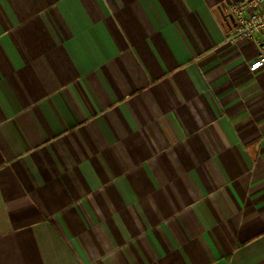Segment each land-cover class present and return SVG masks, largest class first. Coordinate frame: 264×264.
Instances as JSON below:
<instances>
[{
	"label": "crops",
	"instance_id": "0c3cea01",
	"mask_svg": "<svg viewBox=\"0 0 264 264\" xmlns=\"http://www.w3.org/2000/svg\"><path fill=\"white\" fill-rule=\"evenodd\" d=\"M232 1L0 0V264H264Z\"/></svg>",
	"mask_w": 264,
	"mask_h": 264
},
{
	"label": "built area",
	"instance_id": "2783aa9c",
	"mask_svg": "<svg viewBox=\"0 0 264 264\" xmlns=\"http://www.w3.org/2000/svg\"><path fill=\"white\" fill-rule=\"evenodd\" d=\"M233 17V28L226 40L235 45L241 41H252L256 57L249 68L256 71L264 67V0H235L227 6Z\"/></svg>",
	"mask_w": 264,
	"mask_h": 264
},
{
	"label": "water",
	"instance_id": "95a60500",
	"mask_svg": "<svg viewBox=\"0 0 264 264\" xmlns=\"http://www.w3.org/2000/svg\"><path fill=\"white\" fill-rule=\"evenodd\" d=\"M223 18L225 19V20H231V21H233V17L231 16V15H223Z\"/></svg>",
	"mask_w": 264,
	"mask_h": 264
}]
</instances>
